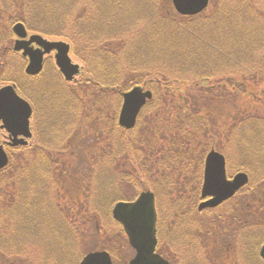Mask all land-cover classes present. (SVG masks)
Here are the masks:
<instances>
[{
	"label": "rangeland",
	"instance_id": "1",
	"mask_svg": "<svg viewBox=\"0 0 264 264\" xmlns=\"http://www.w3.org/2000/svg\"><path fill=\"white\" fill-rule=\"evenodd\" d=\"M45 1H47V3H52L51 5H54L55 9H53L54 14L47 17L51 22L46 25L45 30L43 29L47 31V35L41 34V36L49 42L61 41L67 43L70 47L69 58L72 64L80 67V73L74 82L65 83L61 74L54 66V62L52 61L51 63L48 55L46 56L47 62H45L41 73L35 76L31 82L27 81L21 73V71H24L21 67L22 64H24L25 67L22 51L16 52L13 50L16 40L13 33V26L19 22L17 21L19 19H28L27 10L29 9V11H31L33 7L29 0H0V63L8 56L6 57V62L3 63L5 64L4 71H6L4 73H7L6 78L4 76L0 81L10 80L8 84L0 85V88L7 85L14 86L16 89H19V91L16 90L17 93L19 92L20 94H18L27 100L33 107V111H36H34V115L36 114V121L35 119L33 120V125L37 137H35V141L33 140L31 142L30 149L23 148L22 151L26 158L25 161L22 162L23 166H25L26 172L27 168L31 166V173L25 172L17 177L14 174L16 169L15 166H17L16 160L14 159L10 164L11 176L5 179H10L12 188L0 197V235L3 236V238H0V264H35L37 261L40 264H55L53 262H55L57 258H66V256H74L77 258L80 255L81 250L77 243L82 244L81 241H76L75 238H70L75 242L69 239H63L67 237V234L72 237L75 233L69 228L70 222H64L65 227L62 225L60 215L56 208L62 204V211L64 205L70 202L72 205L73 203H77L75 205L77 206L76 209L80 210L79 206L83 205L79 203V198H81L79 196V191L84 190H80L82 188L78 187L86 185L84 181H79L82 180L81 177L89 179L90 183V196L89 198L82 199V202L88 203V210L90 208L88 215L95 217L96 221L92 220L85 223V225L82 224V226L77 224L78 229L81 227L83 229L88 227V234L90 236L86 240L91 241L87 244L90 248L92 247L91 249H99V247L106 243L108 247H111L109 245L110 243L104 240L106 238L115 239L117 234L113 233L112 230H117V228H114L115 225L110 222L108 207L115 198L120 196L116 192L119 190V187H116L115 184H111L109 175H100V170L97 174L95 173L96 175H93L92 171H98L99 168V166H94V164L103 165L104 167L106 164L109 166L112 165L118 177L123 176L122 171L129 174L128 180L124 176L123 180H121L125 185L124 193L123 191L122 193L129 199L136 197L141 190H151L155 191L153 193L157 192L159 194L157 199L159 201V211L162 216L159 229H161L160 236L162 245L164 249L167 250L169 248L168 226L170 209L173 210L175 207L174 211L176 214L179 212L178 204L179 206L183 204L186 206L197 205L195 199L197 194L195 195V193L201 187V179H198L199 165L196 163L198 158L193 160L186 159L185 161L190 162L186 165V168L183 167L182 169L181 166L178 167L181 163L180 161H172L168 158L165 159L161 153L158 158L155 157L154 159H150L149 157L152 152L149 148H151V146L160 148L168 146L172 143V139L177 141L176 135H191L195 145L200 147L199 150L203 149L198 152L199 155L202 153V155L205 156L211 149H215L226 157L229 174L234 175L241 171L240 161L244 163L243 159H248V155L243 156L239 152L240 131H242V129L247 132L252 131L253 129L249 130V126H246L251 125L256 126L258 131L257 134L260 132L264 134V81H260L262 79L260 76L264 75V41L260 47L246 48L240 46L232 39L231 33L235 29L232 28L229 30V38L233 41V46H230L229 49V51H231L229 55L233 54L230 56L232 60L229 61L230 63L223 65L225 67L224 69L216 71V66H214L215 70L211 74L213 79H210L211 86H209L210 83L204 84L202 88L204 93L200 92V94H202L200 100L205 99L209 106L206 108H199L198 105L194 104L196 112L200 114L196 123L199 121V123L203 125L201 128H194V121L180 120L179 117L185 118L182 115L176 118L167 117L165 119L163 115L158 117L162 111L156 110L158 109V102L153 100L152 102L154 103H149V106L144 109V118L137 123L135 129L124 134L117 126L118 114L121 107L119 91L117 89L120 87L126 89L128 87V85L125 84V45L117 40L113 42L112 40H107L104 42V51L98 50L92 46L87 48L84 46L82 47L77 38V30H81L78 24L83 20L86 21L89 15L94 11L93 16L95 18L106 20L112 10L114 12L112 18L126 26L128 32L125 35L131 34V38L134 39L137 33H144L149 28V21L154 22L158 20L159 16L155 18V6H157L155 0ZM113 1L117 2V5H113ZM227 1L230 0H209L207 9L201 13V16H205V18L201 17V19L206 20V18L209 17L207 15L214 14L215 10L220 8V5L227 4ZM242 2L245 5H251L253 7V13H255V10L264 11V0H253L252 2L250 0H243ZM161 4L163 6H167V4L169 6L171 5L170 0H162ZM262 12L256 13L254 18H260ZM165 13L167 14L168 11ZM170 13H173L172 8L170 9ZM236 18L237 11L232 22L236 20ZM261 18L260 21L262 20ZM230 23L231 22L225 23V26L228 27ZM38 24H41V22H38ZM97 30L100 35L104 36H108L111 33L110 29L106 30L98 24ZM31 34L36 33L28 30V35L30 36ZM59 34L65 35L66 37L62 38ZM212 36L204 43L205 50L203 62H212V60L218 59L217 47L221 43L220 38H228L221 30L215 35L216 37ZM70 38H73V40L69 41L68 39ZM217 38L219 39L218 42L216 41ZM28 39L29 38H26V40ZM92 45L96 46L93 43ZM10 48L12 49L11 52L9 55L5 56L6 51ZM232 51L234 53H232ZM222 56L227 57L228 55L222 53ZM97 60H99L98 63H102L100 66L104 68H100L98 63L97 67L99 70L94 67V63ZM109 65L115 66L117 71L108 73L107 70H104ZM163 67L164 66L160 67L161 71H166ZM256 68H258V70ZM149 70H151L155 76L158 72L157 63L153 64L152 62ZM149 70L143 69L140 72L145 73ZM102 72L104 74H102ZM166 73L172 77L174 75V77L186 79L188 76L187 74L177 75L169 68ZM189 74L191 75L190 80L208 81V76L195 78L194 70L190 71ZM224 74L228 77L225 78L223 76ZM241 75H245L246 78L243 79ZM110 77H118L116 82H119V86L112 89L109 88L106 91H99V89H101L100 86L109 84L108 79H110ZM101 79L106 80L102 81ZM151 79H153V76ZM243 82L251 87L247 89L248 91L243 89V92L246 94H241L239 92L241 89L240 85ZM175 98L178 99L181 97ZM84 110H86L85 114L91 115H85L84 117L75 116L77 112ZM65 116H75L73 118L74 124L67 127L65 131H62L61 138L59 139L57 134L61 129L56 127L59 122L63 124L66 122L68 117L60 120V118ZM91 120L95 125L92 124ZM55 121L57 123H55ZM149 123L152 124L147 126ZM107 128H110L114 134L111 136L110 143H106L109 148L100 151L101 147L104 145L94 147L95 145L93 142L96 143L101 137H105L108 132ZM69 132L73 136H71ZM84 132H92L93 140L87 141L84 139L86 138L83 136ZM186 132H188V134H186ZM3 135H5V131L0 130V143L3 140ZM77 135L80 142V144H78L79 157L78 155H74V150L70 151V149H72L70 141L72 138L78 139L75 137ZM124 136L126 139L129 138L130 143L128 145L136 151V153L132 152V156L128 155L130 152L123 151L124 146H126ZM164 138H167V141H162ZM185 143H187V141L182 142V144ZM85 146L86 148H83ZM41 148H47L49 150V160H51L49 169V178H51V180L49 188H52V181L58 178V175H61L68 178L65 183L66 187L62 186V190H60L61 187H59L57 191L45 189V187H47L45 178L47 173H44V175H35V164L44 162L41 158L42 153H38V150L41 151ZM65 148L69 150L65 152ZM159 149L157 150L159 151ZM176 149V146L169 147L167 149L168 156L171 152L176 151ZM85 150L89 151L87 153H89L90 156H95V158H82L85 157L83 153ZM107 150H111V155L114 157L111 161ZM20 152L16 151L13 155L11 153V158L19 157ZM147 153H149L148 157L146 156ZM258 157H260L258 161L264 167V154L261 153ZM164 162H167V165L164 164ZM168 163L172 164L170 169H166L167 166H169ZM252 164L255 165V162ZM68 169H73L74 173L72 174L70 172V175H63V172ZM78 169L80 175L77 174ZM81 172H83V175ZM244 172L249 177V186H253L256 191V197L254 198L252 211L250 210L251 207L248 213H246L245 199L239 201V206L235 211L240 214L239 218L242 222H247L246 225H248V229L250 225V234L255 236L258 230H264V206L260 205L258 202H262L261 200L263 199L261 198V196H263L261 191L264 190V182L260 180L264 177V173L255 170L253 175L252 172H250V168L248 170L245 169ZM24 175L25 179H29V182H31L30 184L32 187L29 189V193H27L28 186L25 181L23 182V187L20 183L21 180L18 181L19 176L24 177ZM156 175L157 177H155ZM166 178L169 179V182H165ZM19 185H21L22 188H20ZM247 188L248 187H246V189ZM36 193L37 195L31 198L30 204L25 210V205H23L26 200L25 196L27 194L32 195ZM175 194H177V196ZM93 205L98 214L91 211V206ZM233 207H228L226 210ZM71 212L75 213L77 211L72 209ZM67 217L68 215H64L63 221ZM197 217L190 216L191 228H189V231H185V233L189 232L188 240L192 242L191 245L188 246L189 249L186 244H190V242L186 241L187 239L185 236L183 237L185 223L182 221L180 224H176V227L180 229L182 237L178 236L177 232L178 239L176 240L175 248L183 251L185 254V256H183V258H185L184 261H182L183 264H205L204 260L210 259L208 257L206 258L204 252L201 250L200 222L199 216ZM207 217L208 218H203L202 220L210 221L209 223L207 222V228H211L212 232H216L219 227H226V223L221 224L214 213L212 216ZM88 224L89 226H86ZM191 233L193 235L190 236ZM103 234H107L106 237H103ZM118 240H120L122 244V247L119 245L117 248L118 251L125 253L126 259H131L133 255L130 247L123 241V234L120 235ZM66 243L67 245H65ZM242 246V242L238 243L236 246L240 255L242 250L239 249V247L241 248ZM120 247L123 248L124 252L119 250ZM111 249L113 251V247H111ZM231 263L246 264L244 262L238 263L236 260L234 262L226 261V264Z\"/></svg>",
	"mask_w": 264,
	"mask_h": 264
},
{
	"label": "trees",
	"instance_id": "2",
	"mask_svg": "<svg viewBox=\"0 0 264 264\" xmlns=\"http://www.w3.org/2000/svg\"><path fill=\"white\" fill-rule=\"evenodd\" d=\"M29 1L33 9L31 11H29V9L27 10L28 19L22 18L17 21L23 23L25 28L29 31L39 33L42 35H47L46 33L47 31H44V30L46 29V25H48L51 22V20L47 17L54 14L53 9H55V6L51 5L52 3H47V1L45 0H29ZM242 1L243 0L227 1V4L220 5L219 6L220 8H217L214 14L207 15L209 17H207L206 20H203L201 19V17L205 18V16H201V14L194 16V17H181L179 15H176L174 12L170 13L171 5L169 6L167 4V6H163L161 4L162 0H156L155 3L157 6H155V18L159 16L158 20L154 22L149 21V23L147 21V23L149 24V28L144 33H141V32L137 33L134 39L131 38V34L125 35L128 32V29L126 26L120 24L116 19L112 18V15L114 14L112 10L106 20L95 18L93 16V13L95 12L94 11L91 15H89L86 21L83 20L78 24L81 30H77L78 32L77 38H78L80 45H82V47L84 46L87 48L89 46H92L98 50H103V51L105 49L104 47L105 41L112 40L113 42L114 40H117L121 42L123 45H125V49H126V56H125L126 57V70H125L126 83L125 84L128 85V87L126 89L123 87L118 88L117 90L119 91V94L122 93L123 91L129 90L131 87H134V86H142L144 88H147L151 90L153 93L152 101L154 100L158 102V109L156 110L162 111V113L158 115V117L163 115L164 116L163 118L165 119L167 117L176 118L182 115L185 118L179 117L180 120H186L190 122L194 121V128L199 129L203 125L199 123V121L196 123V121L199 119L200 114L196 112V108L194 107V104L198 105L199 108L200 107L206 108L209 106L205 99L200 100L201 95H202L200 94V92L204 93L202 89L204 84L210 83L211 82L210 79H213V76L211 74L215 70L214 66H216V71H218L219 69H224L225 67L223 65L226 63H230L229 61L232 60L230 56H232L233 54L229 55V53H231V51H229L230 46H233L232 39L236 41L240 46H244L246 48H257V47H260L261 44H263V41H264L263 40L264 39V11L262 12V10H259V11L255 10V13H253V7L251 5H245ZM250 1L252 2L253 0H250ZM113 5H117V2L113 1ZM166 11H168L169 13V14L167 13L168 15L165 13ZM236 11H237V18L236 20L232 22L236 14ZM259 12H262L261 13L262 18L260 17L262 19L261 21H260V18L258 19L254 18L256 16L255 14ZM38 22H41V24H38ZM227 22H231L230 25L228 26L229 28L225 26V23ZM97 24L105 28L106 30L110 29L111 33L108 36L100 35L97 30ZM232 28H234L235 30H233V32L231 33L232 39H230L229 30ZM220 30L222 31L224 35H227L228 38H220L221 43L217 47L218 48V51H217L218 59H214L212 60V62H209V61L203 62L205 41L211 38L212 35H213L212 37H216L215 35H217L218 31ZM59 35H61L62 38L66 37L65 35H62V34H59ZM73 38H70L68 40L72 41ZM130 38H131V41H130ZM216 41L218 42L219 39L217 38ZM92 43L95 44L96 46H93ZM114 45L117 46L116 44ZM11 50H12L11 48L8 49L6 51L5 56L9 55ZM222 53L228 55L227 56L228 58L223 57ZM232 53L234 52L232 51ZM6 57L0 63V79H3L4 76L6 78L7 73H4L6 71H4L5 64H3L4 62H6ZM98 61L99 60H97L94 63V67H96V69H98L97 67ZM152 62L153 64L157 63L158 65V72L157 74H155V76L157 77H155L153 75L154 73H152L151 70H149L151 68ZM101 64H102L101 62L98 63V66H100ZM161 66H164L163 68L166 71L168 68L171 69L173 73L175 72L177 75L187 74L188 75L187 79L182 78V77H174V75L173 77L169 76L166 73V71H161L160 69ZM21 67L24 70V64H22ZM100 68H104V67L100 66ZM143 69H147L149 71L145 73H141L140 71ZM256 69L258 70V68ZM104 70H107L108 73L112 71L114 73L115 71H117V68L113 65H109ZM192 70L195 71V74H194L195 78L197 77L202 78V77L208 76V81L202 82L201 80H190L191 75L189 73ZM21 73H22V76H24V78H26L27 81L31 82L35 78V77H32V78L28 77L24 71L23 72L21 71ZM102 74L104 73L102 72ZM152 76H153V79H151ZM223 76L225 78L228 77L225 74ZM241 77H243V79L246 78L245 75H241ZM260 77L262 78L260 81H264V75ZM117 78H113V77H110V79L106 78L109 80V84L100 86L101 89H99V91H106L109 88L112 89V88L118 87L119 82H116L118 80ZM1 82H5V83H1ZM9 82L10 80L9 81L1 80L0 85L8 84ZM209 86H211V83L209 84ZM240 88L241 89L239 90V92L241 94H246L243 92L244 91L243 89L248 91L247 89L251 87L250 85L243 82L240 85ZM16 90L19 91V89H16ZM175 97H181V98L176 99ZM198 98H199L200 103L198 102ZM152 101L149 103L151 104L154 103ZM34 103L36 104L35 100H34ZM149 103L146 106V108L149 106ZM143 111L139 117L138 123L140 122L141 119L144 118ZM85 112L86 110L77 112L75 116L84 117L85 115H91V114H85ZM75 116H72V117L65 116V117L60 118V120H62L68 117L64 124L60 122L57 124L58 126L56 128L61 129V131H59L57 135H60L61 132L65 131L67 127L72 126L74 124L73 118ZM55 123L57 122L55 121ZM92 124L95 125L93 121H92ZM151 124L152 123H149L147 124V126ZM246 126H249V130L250 129H253V130L247 132L244 129H242V131H240L241 138L239 142V146H240L239 152L243 156L248 155L247 156L248 159H245V158L243 159L244 163L240 161V169H242L241 171L243 170L245 171V169L248 170L250 168V172H252L253 175H254L255 170H259L262 173H264V167L258 161V158H260L258 157V155L261 153L264 154V134L262 132L257 134L258 131H257L256 126H251V125H246ZM107 129H108V132L105 135V137H101L100 143L99 144L94 143L95 147L96 146L100 147L101 145L102 146L104 145L103 147H101L100 151L106 150L109 148V146H107L106 143H110L111 136L114 134L110 128H107ZM70 132L69 134L73 136ZM121 132L126 134V133H129L130 131L122 130ZM186 134H188V132H186ZM84 135L89 136L90 133L89 132L84 133ZM75 137L78 138L77 136ZM175 137H177V141H174V139H172V143L168 146L161 147V148L151 146V148L149 149H151L152 154L150 155L149 158L150 159H154L155 157L158 158L161 153L165 159L168 158L172 161H176V160L180 161L181 163L179 164L178 167L181 166L182 169L183 167L186 168V165L190 162V161L189 162L185 161L186 159L193 160V159L198 158L197 159L198 161L196 163L200 166V163L202 164V160L204 159V156L202 155V153L199 155L198 152L202 151L203 149L199 150L200 147L195 145L192 136L191 135H188V136L176 135ZM213 137L215 138L214 135ZM124 139L126 141V146H124L123 151L130 152V154L128 155L132 156V152L136 153V151L132 149L131 146L128 145L130 143L129 138L126 139L124 136ZM162 141H167V138L162 139ZM184 141H187V143L182 144V142ZM171 146H176L177 149L176 151L171 152V154L168 156L167 149ZM247 146L249 147V149ZM144 148H147V147H144ZM65 149H66L64 150L65 152L69 150L67 148ZM157 149H159V151ZM20 150L22 152L23 148L18 149L19 152ZM73 150L70 149V151H73ZM74 151L77 154L79 153V151L77 152L76 149ZM21 152H20L19 157L11 158V161L15 159L17 163V166H15L16 169L14 173L17 177L18 175L26 172L24 168L25 166H23V163H22L23 161H25L26 158L24 157L23 152L22 154L24 158L22 157ZM40 152L42 153L41 158L44 162L35 164L34 166L35 175H39V174L44 175V173H47L45 176L47 187H45V189H48L50 191H57L59 190V187H61L60 190H62V186L63 187L65 186L66 180L68 178L58 175L57 176L58 178L52 181V188H49V183L51 180V178H49V169L51 165V160H49V150L47 148H41V151L38 150V153ZM87 152L89 151L87 150L83 151L84 156H85L83 158H86V157H91V159L95 158V156L93 155L90 156V154ZM107 152L110 155V161L113 160L114 157L111 155V150H107ZM146 156L148 157L149 153H147ZM11 161L9 162L8 166L5 169L0 171V197L3 196L4 193L6 194V192L12 188V185L10 184L11 182L10 179L5 180L7 177L11 176L10 175ZM253 162H255V165L252 164ZM166 163L167 162H164V164ZM94 166H99V168H98V171H92L93 175L95 173L97 174L100 170V175L102 176L109 175L110 176L109 180L111 184H115L116 187H119V190H117L116 192L120 196L115 198L110 203V206H109L110 210L112 209L113 205L118 201H130L133 199V198L129 199L128 197L124 196L123 193H124L125 185L124 183L121 182V180H123V176L128 180L129 174L125 173V171H122L123 176L118 177L115 174V171L113 170L112 165L109 166L108 164H106V166L104 167L103 165L94 164ZM171 166L172 164H169V166H167L166 169H170ZM22 169H23V172H22ZM31 171H32V168L31 166H29L27 168L26 173H31ZM70 172L73 174L74 170L68 169L67 171L63 172V175H70ZM77 174L80 175L79 169L77 171ZM81 174L83 175V172H81ZM155 177H157V175ZM81 178L82 180H79V181L80 182L84 181L86 185L78 187V188H82L80 190H84V191H79L80 192L79 196L81 197L79 198V203L83 205V206H79L80 210L76 209L77 206L75 205L77 203H73L72 205V203L70 202L64 205V209H62V211H61L62 204H60L59 207L56 208V210L60 215V221L62 225L64 226V222H70L71 224H69V228L75 233V235H72V237L67 234V237L63 239H69L70 241H74L71 239L75 238L76 241H81L82 244L81 243H77V244H78L79 249L83 251L81 254H84L85 252L89 251L88 245H87L89 242L86 239H88L90 235L88 234V229H87L88 227L85 229H83L82 227L78 229L77 224L82 226V224L85 225V223H88L92 220L96 221V218L88 215L90 212V208L89 210L87 208L88 203L82 202V199L89 198L90 196V183H89V179L84 178V177H81ZM18 181H20V183L22 184V187L24 186L23 182L25 181L26 185L28 186V187L26 186L28 189L27 193H29V189L32 187L30 184L31 182H29L30 180L25 179V175H24V177L19 176ZM260 181L264 182V177ZM165 182H169V179L166 178ZM19 186L20 188H22L21 185ZM263 187H264V183H263ZM152 192H155V191H152ZM177 194L175 195L177 196ZM35 195H37V193L32 194V195L27 194L25 196L26 200L24 199L25 201L23 203V205H25V208H24L25 210L27 209L28 202L31 201V198H34ZM155 195H157L156 197H158L159 194L156 192ZM94 208H95L94 205L91 206V211L98 214V212H96ZM72 209H75L77 212L72 213L71 212ZM64 215H68V217L65 218L63 221ZM108 217L112 223L116 224L111 218L110 211H109ZM65 231L67 233L66 229ZM258 231L256 232L255 236L251 234V237L253 240H252V243H250V245L247 243H244L241 248L239 247V249L242 250L241 255L239 254L240 252L238 251V248H236L234 245L232 247L230 245V249L228 250V252L223 251L222 253H224V257L220 264H226V261L234 262L235 260L238 263L244 262L246 264L247 263L248 264L249 263L250 264H264V262L259 257V248L264 244V230H258ZM0 238H3V236L0 235ZM65 245H67V243ZM231 264H234V263H231Z\"/></svg>",
	"mask_w": 264,
	"mask_h": 264
},
{
	"label": "water",
	"instance_id": "3",
	"mask_svg": "<svg viewBox=\"0 0 264 264\" xmlns=\"http://www.w3.org/2000/svg\"><path fill=\"white\" fill-rule=\"evenodd\" d=\"M175 11L183 16H194L202 12L209 0H171ZM13 33L18 38L14 44V51H22L23 57L28 59L25 72L29 76H36L42 70L43 55L55 51L56 66L66 81H71L78 74L77 65L71 63L68 56L69 45L64 42H48L39 35H31L28 40L27 32L22 23L13 26ZM38 46L37 49L31 47ZM123 102L119 114V126L130 130L135 126L136 118L141 108L152 94L140 87H134L123 93ZM32 114L30 105L20 98L12 86L0 88V122L10 139V146H23L25 139L30 137L29 119ZM8 158L0 146V169L7 166ZM224 157L210 151L205 159L204 183L202 197H210L211 200L204 207H215L222 201L231 197L235 191L247 183V176L237 174L232 181H227L224 169ZM112 216L121 224L130 246L135 250V257L130 264H168L159 255L155 254L156 239V213L154 195L150 191L142 192L133 202L117 203ZM260 258L264 262V245L259 251ZM80 264H111L106 252H94L88 254Z\"/></svg>",
	"mask_w": 264,
	"mask_h": 264
},
{
	"label": "flooded vegetation",
	"instance_id": "4",
	"mask_svg": "<svg viewBox=\"0 0 264 264\" xmlns=\"http://www.w3.org/2000/svg\"><path fill=\"white\" fill-rule=\"evenodd\" d=\"M53 55V56H52ZM55 53L52 52L50 53V57L48 56V58L51 60L52 63V59L54 57ZM45 62H47V58L46 56L44 57L43 60V66H42V70L44 68V64ZM121 103V100H119ZM35 119L36 121V115H34V113H32V116L30 118V123H29V130H30V137L28 138V140H26V144L23 146V148H31V142L34 140H36V133L34 131V125H33V120ZM92 122V120H91ZM1 129V128H0ZM85 133V132H84ZM92 133V132H91ZM59 139L61 138V134L58 135ZM36 137V138H35ZM7 136L6 134L3 135V140L1 141L0 144H3L5 147V150L7 152V154L9 155V153L11 152L12 154L14 153L13 151H18V149L20 147H11V146H7L5 145L6 140H7ZM79 139V138H78ZM78 139L72 138L70 141L71 144V148H79L80 142ZM85 139V138H84ZM87 141L89 140H93V136H87ZM99 139L96 143L99 144L100 143ZM95 142H93L94 144ZM39 144H40V140H39ZM86 147V146H85ZM204 166V165H203ZM226 169V175H227V179L230 180L232 178V174H229L227 167H225ZM201 179V176H200ZM202 185V184H201ZM201 189V187H200ZM199 189V190H200ZM199 190L197 191V196H196V203L197 205H190V206H186L185 204L179 206V212H177L175 214V207L172 209H170V213H169V235H168V244H169V248L167 250L164 249L163 245H162V240H161V236H160V232L161 229H159V223L161 224L162 222V216L161 213L159 211L158 206H156V218H157V224H156V237H157V246H156V252H158V254L160 256H163L164 259L169 263V264H183L182 261H184L185 258H183V256H185V254L183 253V251L176 249V240L178 239V236H181V232L180 229L178 227H176V224H180L182 221L185 223V229L183 232V237H186V241L190 242V240H188V233H185L186 230L189 231V228H191V222H190V216H191V211L194 210L195 212V217L199 216V222H200V239H201V250L202 252H204V256L210 259L204 260V263H208V264H220L222 262L223 259V251L228 252V250L230 249V245L231 247L234 245L235 247L238 245V243L242 242L250 244L252 243V237L250 234V225H249V229H248V225L247 222H242L240 217V214H238L235 210L238 208L239 206V201L242 199H245V207L247 209L246 213H248L249 208H251L250 210H253V205H254V198L255 196V190L252 189L251 187L247 188V189H240L237 190L236 193L234 192V194L227 198L226 200L222 201L221 204L219 206H217L216 208H203L202 210H198V206L202 203H206L209 200V198H201V194L199 192ZM261 193H263V196H261V198H263L260 202V205L264 206V190L261 191ZM195 194V195H196ZM238 202V203H237ZM185 203V202H183ZM30 204V201L28 202V205ZM173 204V201H172ZM234 207H233V206ZM228 207H233L231 209L226 210V208ZM225 208V209H224ZM181 213H183L182 215H180ZM213 213L215 214L216 218H218V220L220 221V223H226V227H219L218 230L216 232H212L211 228H207V224L210 221H203V218H208L207 216H212ZM206 215V216H205ZM161 216V218H160ZM198 218V217H197ZM161 221V222H160ZM198 222V223H199ZM208 222V223H207ZM247 226V227H246ZM177 232H178V236H177ZM193 235L192 233L190 234V236ZM177 236V238H176ZM197 236V235H196ZM204 237V238H203ZM224 238V241H223ZM104 239V238H103ZM102 239V241H103ZM118 238L116 237L115 239L112 240V238H106L104 241L110 243L109 245L111 247H113V251L111 249V247H108V244H104L101 248L97 249V251H106L110 257V261L111 264H129L130 259H126V255L125 253H121L120 251H118V247L119 245H121V241L118 240ZM235 240V242H234ZM124 243L125 240L123 239ZM192 242H190V244H186L187 248L189 249V245H191ZM235 243V244H233ZM119 250L123 251V248H121ZM161 247V250H160ZM132 252V255L134 256V251L132 249H130ZM165 250V251H163ZM117 252V254H116ZM124 252V251H123ZM87 254V253H86ZM85 254H80L77 258L70 257V256H66V258H57L55 260V264H80V262L82 261V259L84 258ZM53 258V257H50ZM55 258V257H54ZM132 258V257H131ZM74 259V260H73ZM35 264H40L38 261Z\"/></svg>",
	"mask_w": 264,
	"mask_h": 264
}]
</instances>
